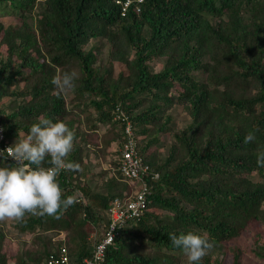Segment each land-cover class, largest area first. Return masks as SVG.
<instances>
[{
	"label": "trees",
	"instance_id": "1",
	"mask_svg": "<svg viewBox=\"0 0 264 264\" xmlns=\"http://www.w3.org/2000/svg\"><path fill=\"white\" fill-rule=\"evenodd\" d=\"M123 2L0 0V151L45 115L75 131L69 162L81 167L87 144L105 159L109 144L120 146L125 137V123L114 119L119 107L148 166L142 175L148 204L119 229L97 264H188L169 234L189 231L215 242L201 264L218 253L229 264L264 261V167L257 165L264 149V0H142L138 10L133 1L122 14ZM99 53L106 54L104 64ZM73 69L79 79L67 101L52 79ZM176 104L187 123L174 125ZM249 132L255 140L246 144ZM110 162V171L97 165L96 176L109 175L94 188L88 169L61 171L64 197L80 200L60 218L13 219L15 233L29 235L34 248L12 257L2 244L6 220L0 221V264H41L62 243L71 264L89 257L107 228L113 197L130 191L118 158ZM11 165L0 158V167ZM86 224L97 238L82 231ZM248 228L252 245L240 244ZM60 229L66 233L58 238L38 231Z\"/></svg>",
	"mask_w": 264,
	"mask_h": 264
},
{
	"label": "clouds",
	"instance_id": "2",
	"mask_svg": "<svg viewBox=\"0 0 264 264\" xmlns=\"http://www.w3.org/2000/svg\"><path fill=\"white\" fill-rule=\"evenodd\" d=\"M126 1L127 5L136 1L135 8L138 10L142 0ZM78 79L79 73L73 69L58 72L52 84L59 95L74 89ZM75 138V131L63 120L53 122L41 115L23 139L0 151V158L12 161L11 166L0 167V221L14 219L23 222L26 214L60 218L63 211L78 202L75 194L64 197L58 180L62 170H80L78 163L67 160L74 149ZM254 140V132H249L244 143ZM46 159L51 166H44ZM257 165L264 167V149L257 153ZM169 239L175 248L182 249L188 264H201L203 257L215 247V242L210 241L206 234L191 231L179 236L170 233Z\"/></svg>",
	"mask_w": 264,
	"mask_h": 264
},
{
	"label": "built area",
	"instance_id": "3",
	"mask_svg": "<svg viewBox=\"0 0 264 264\" xmlns=\"http://www.w3.org/2000/svg\"><path fill=\"white\" fill-rule=\"evenodd\" d=\"M127 3L128 1L124 2L122 6V14L125 11ZM114 119H119L125 123V137L118 148V162L121 179L128 184L130 191L124 197H113L110 206L107 208V228L100 233V239L97 238L93 243L91 255L83 257L79 264H97L102 261L106 247L113 241L119 229L128 224L129 220L139 218L144 213L148 204V185L142 178L148 166L139 155L130 121L119 107L116 108ZM0 140H3L1 126ZM10 146L8 143H3L2 150ZM5 154L7 155L6 152ZM77 200H80L79 195L77 196ZM59 235L61 236L62 234L59 233ZM41 264H71L67 246L62 243L56 251L50 252Z\"/></svg>",
	"mask_w": 264,
	"mask_h": 264
},
{
	"label": "rangeland",
	"instance_id": "4",
	"mask_svg": "<svg viewBox=\"0 0 264 264\" xmlns=\"http://www.w3.org/2000/svg\"><path fill=\"white\" fill-rule=\"evenodd\" d=\"M4 21H9V20H4ZM105 42L104 39L99 40V43L103 46V43ZM101 54V53H99ZM132 53H130L131 56ZM105 58H106V54H101L98 55V61L101 64L105 63ZM165 57H160L156 60L155 62V69H160L162 63L164 62ZM65 94V98L67 101H69V99L72 97V94L70 92H64ZM11 97L13 96H8L5 97V101H10ZM174 125H182L185 124L189 121V117L185 111V109L179 105L176 104L174 107ZM14 140H12L13 142ZM85 152H82V156L84 155V153H87V157L88 159H86L87 157H82V162L81 167H80V173L84 170L85 172L87 171L86 169H88V175L86 176L87 180H92L91 185H93L94 188V181H97L98 183H101L102 181H105L106 176H108L109 174H104L102 177L101 176H96L98 175V167L97 165H100L102 169L104 170H112V166H111V162L112 160H116L118 158L117 155H115L116 151L118 150L119 146L112 142L111 144H109V152H107L108 155L105 156V159H103L99 153L94 150V146L92 144H87L85 147ZM88 148H90L89 150H87ZM93 148V149H92ZM164 149V148H162ZM87 150V151H86ZM87 161V162H86ZM94 176V177H93ZM82 181V180H81ZM98 187V186H97ZM100 188V187H98ZM77 228V224H72ZM261 227H259V229H261L264 234V225H260ZM3 232L5 233V238L3 239V247L5 249V251H7L9 254L12 255V257L15 255V253H22L24 251V249H26L27 247H32L31 244V238L29 235H23V236H18L15 233V228L13 227V219H6V222L4 224V227H2ZM66 230V229H65ZM39 232L45 233L46 235H51V237L53 238H58L60 235L58 234L59 232L61 234H64V230L62 232V230L60 229L59 232H57V230H47L45 231H41L38 230ZM84 232L87 231V233L89 234L88 236L91 237L89 239L92 240V238L94 239L97 238V230L96 228H94V226L86 224V226H83V230ZM251 232L250 229L248 228V230L241 232L240 236H239V243H243V242H248L249 245H252V238H251ZM66 233V232H65ZM251 253H248V259L249 257H251ZM220 260L222 259V264H229L230 261V257L224 254H212L211 256V264H215L216 260ZM252 259V258H251ZM255 259H252L251 261H253ZM10 264H14V259H12V261H10ZM257 264H264V261L258 262Z\"/></svg>",
	"mask_w": 264,
	"mask_h": 264
}]
</instances>
